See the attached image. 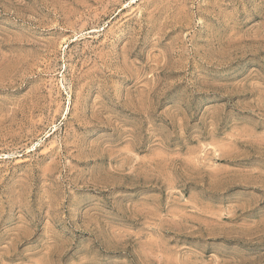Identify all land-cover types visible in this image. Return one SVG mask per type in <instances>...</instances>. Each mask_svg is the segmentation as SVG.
Returning <instances> with one entry per match:
<instances>
[{
	"label": "rangeland",
	"instance_id": "rangeland-1",
	"mask_svg": "<svg viewBox=\"0 0 264 264\" xmlns=\"http://www.w3.org/2000/svg\"><path fill=\"white\" fill-rule=\"evenodd\" d=\"M0 264H264V0H0Z\"/></svg>",
	"mask_w": 264,
	"mask_h": 264
}]
</instances>
